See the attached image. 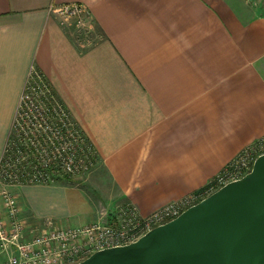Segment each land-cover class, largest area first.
I'll list each match as a JSON object with an SVG mask.
<instances>
[{
    "label": "crops",
    "instance_id": "0c3cea01",
    "mask_svg": "<svg viewBox=\"0 0 264 264\" xmlns=\"http://www.w3.org/2000/svg\"><path fill=\"white\" fill-rule=\"evenodd\" d=\"M68 3L93 22L87 46L59 14ZM243 3L0 0V158L31 68L98 158L82 185L15 186L21 217L83 225L126 202L149 214L263 136L264 12Z\"/></svg>",
    "mask_w": 264,
    "mask_h": 264
},
{
    "label": "built area",
    "instance_id": "2783aa9c",
    "mask_svg": "<svg viewBox=\"0 0 264 264\" xmlns=\"http://www.w3.org/2000/svg\"><path fill=\"white\" fill-rule=\"evenodd\" d=\"M83 9L78 3L61 4L59 14L84 29ZM28 81L13 120L27 147L21 142L12 144L11 138L0 158V255L5 256L0 264H76L98 250L132 243L222 186L242 178L256 157L264 153L263 135L235 154L205 186L146 215L128 203L115 212L118 217L114 214L108 220L79 226L49 218L42 224L32 223L21 217L17 196L10 187L54 183L87 174L96 165L97 152L65 104L52 98L50 85L39 77ZM28 135L32 137L29 144Z\"/></svg>",
    "mask_w": 264,
    "mask_h": 264
},
{
    "label": "water",
    "instance_id": "95a60500",
    "mask_svg": "<svg viewBox=\"0 0 264 264\" xmlns=\"http://www.w3.org/2000/svg\"><path fill=\"white\" fill-rule=\"evenodd\" d=\"M76 264H264V153L172 220Z\"/></svg>",
    "mask_w": 264,
    "mask_h": 264
},
{
    "label": "rangeland",
    "instance_id": "374dc122",
    "mask_svg": "<svg viewBox=\"0 0 264 264\" xmlns=\"http://www.w3.org/2000/svg\"><path fill=\"white\" fill-rule=\"evenodd\" d=\"M239 1H241L242 3H243V10H245L244 9V6H246L247 8H249L251 11H257V12H264V0H239ZM81 5H83V4H81ZM84 6V5H83ZM85 7V6H84ZM247 11V10H246ZM87 11H86V9L84 10L83 9V12H82V14H81V16L84 18V21H85V24H86V27L84 28V29H82V28H80V27H77V26H74L72 23H71V21H69V20H65V21H68V22H70L72 25H73V27L77 30V32H76V34L74 35V41L76 42V43H78L79 41L81 42V41H83L84 40V42H83V45H89L90 43H92L96 38L94 37V35L92 34V32H93V22H91V20H90V18H89V14L88 13H86ZM245 12V11H244ZM81 30L83 33H81V32H79V30ZM79 36H81V37H79ZM97 37V36H96ZM95 38V39H94ZM94 39V40H93ZM79 42V43H80ZM40 75V76H39ZM40 78V79H42V80H44V81H46L48 84H49V82L45 79V77L40 73V72H38V70L36 69V68H31V70H30V72L27 74V77H26V79H25V82H24V84H23V86H22V89H21V92H20V94H19V98H18V103H17V106H18V104H19V101H20V99L22 98V96H23V93H24V90L26 89V87H24L25 85H26V83H27V81L28 80H31V82H34L37 78ZM28 83H29V81H28ZM50 85V84H49ZM50 90H51V92H52V94H51V96H52V98L54 97L55 99H58V96L56 95V93L54 92V90L52 89V87H51V85H50ZM54 99V100H55ZM17 106H16V108H17ZM16 110V109H15ZM71 115V114H70ZM14 117H15V112H14V114H13V118H12V121H11V124H10V128H9V132H8V135H7V138H6V143H5V146H6V144H9L8 142H9V140L12 138V144H15V145H18V144H20V142H21V145H23V146H26L27 147V145H26V143L24 142V141H22L21 140V136H20V134H19V132L21 131V129L20 128H18V127H16V125H15V123H14ZM71 118H72V116H71ZM73 119V118H72ZM74 122H75V120H73ZM76 123V122H75ZM31 139H32V137H30V135H28V140L26 141L28 144L31 142ZM88 139V138H87ZM88 141L89 142H91L89 139H88ZM91 144H92V142H91ZM5 146H4V148H5ZM3 152H4V149H3ZM3 156V153H2V155H1V157ZM5 158V157H4ZM96 161H98V158H97V160ZM89 173V172H88ZM87 173V174H88ZM87 174H84V175H81V176H78V177H70V178H63V179H61L60 181H58V182H63V183H78V185H82V183L84 182V180H85V176L87 175ZM88 184V183H87ZM87 184L85 185L86 187H87ZM206 185V183L203 185V186H205ZM17 186V185H16ZM202 186V187H203ZM15 186H11L10 187V189H11V191H15V188H14ZM201 187V188H202ZM198 190V189H197ZM128 203H131V202H126V203H120V204H117V205H115L114 207H112V208H109V209H107V203L105 204L106 205V207H103L104 208V212L100 215V216H104V218L106 219L107 218V220L110 218V216L111 215H114L115 214V212L121 207V209H125V206H124V204H128ZM131 204H133V203H131ZM104 205V206H105ZM134 205V204H133ZM135 206V205H134ZM136 208H137V206H135ZM138 209V208H137ZM139 211V210H138ZM124 212V211H123ZM140 213V212H139ZM141 215H143V214H141ZM115 216H119L118 215V212H117V214H115ZM96 221V220H95ZM71 225V224H70ZM76 226H79V225H76Z\"/></svg>",
    "mask_w": 264,
    "mask_h": 264
}]
</instances>
